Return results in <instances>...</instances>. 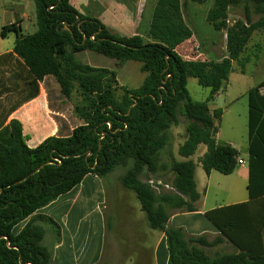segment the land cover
I'll list each match as a JSON object with an SVG mask.
<instances>
[{
    "label": "trees",
    "instance_id": "trees-1",
    "mask_svg": "<svg viewBox=\"0 0 264 264\" xmlns=\"http://www.w3.org/2000/svg\"><path fill=\"white\" fill-rule=\"evenodd\" d=\"M33 2L36 31L23 35L16 19L1 28L0 37L16 34L13 52L33 83L51 79L63 99L73 92L79 95L74 113L81 123L70 127L59 122L57 136L35 147L27 146L17 121L0 129V264H49L43 226L33 218L21 229L18 226L85 176L105 178L117 167L125 168L119 183L135 195L148 228L164 234L167 264H264V97L258 94L264 81L249 90L248 201L204 213L237 252L211 257L205 249L217 247L222 238L209 242L168 226L170 211H196L200 195L196 163L190 158L199 146L206 149L199 159L206 176L212 171L227 176L238 168L239 152L216 142L222 111L211 112L208 103L224 90L233 63L243 65L242 54L252 34L264 29V0H213L206 22L215 32L225 33L227 53L224 57L221 51L217 60L196 55L186 59L178 53L195 36L187 23V0H156L147 39L111 32L99 19L79 13L70 0ZM240 6L243 19L228 25L230 8ZM252 14L257 21H252ZM83 51L120 64L138 62L144 80L136 89L120 87L116 72L76 60ZM188 78L210 90L205 102L191 99ZM178 112L187 120L186 138L177 151L183 160L172 159L167 167L174 193L157 195L143 180L160 170L158 156L168 143V130L178 123Z\"/></svg>",
    "mask_w": 264,
    "mask_h": 264
},
{
    "label": "crops",
    "instance_id": "crops-1",
    "mask_svg": "<svg viewBox=\"0 0 264 264\" xmlns=\"http://www.w3.org/2000/svg\"><path fill=\"white\" fill-rule=\"evenodd\" d=\"M155 2L156 0H70V4L79 13L99 19L111 32L125 37L139 35L145 39ZM210 2L213 4V0ZM208 6H191V13L196 18V28L201 33L204 31L197 17L203 15ZM3 7L0 30L16 19L21 22L25 19L23 15L18 17L19 6ZM20 26L22 28V23ZM15 39L14 33L7 34L5 38L0 37V129L7 127L13 120L17 121L22 127L27 146L35 147L48 137L57 136L59 122L65 121L70 127L75 125L59 109L58 103L63 98L56 83L51 79L33 83L29 70L13 52ZM221 56L226 55L221 52ZM216 142L221 144L217 140ZM205 151L206 149L199 157ZM241 160L244 165L232 174L248 182L247 158ZM210 176L211 173L208 178ZM128 193L131 191L120 184L111 186L103 178L87 175L70 192L23 221L18 229L31 218L43 226L45 234L42 244L51 252L49 264H167L164 234L148 228L140 207L130 198L125 199L126 194L131 195ZM247 201L248 197L245 201L207 211ZM195 209V212L170 211L168 226L181 228L188 236H203L209 242L222 238V243L212 249L226 245L232 247V253H236L237 249L204 217L207 211L198 209L196 205ZM123 220L127 221L126 229L122 228ZM139 225L144 233L138 239Z\"/></svg>",
    "mask_w": 264,
    "mask_h": 264
},
{
    "label": "rangeland",
    "instance_id": "rangeland-1",
    "mask_svg": "<svg viewBox=\"0 0 264 264\" xmlns=\"http://www.w3.org/2000/svg\"><path fill=\"white\" fill-rule=\"evenodd\" d=\"M210 1L212 0H204L202 3H197L192 0H187V23L195 32V36L192 42H187L178 48V53L186 59L196 55L195 57L200 59L216 60L221 51L224 52V55H227L225 50V33L213 31L212 27L206 22V13L212 6V2ZM209 3L210 6H208ZM141 4H143V1H141ZM193 4L196 5V7L202 5L208 6L205 13L197 17V21L202 25L204 33H201L196 28L194 22L196 18L191 13V6ZM3 6H19L18 17L22 15L25 16V19L21 22L24 35L33 34L36 31L35 6L33 0H0V16L4 8ZM141 8L142 7H140V10ZM243 15L244 10L242 6L230 8L228 13V25H232L237 20H242ZM251 18L252 21L255 22L258 16L252 14ZM210 39H214L218 44H221L212 45L210 41H208ZM200 40L204 41L200 42ZM75 58L81 63L94 67L108 68L116 72L118 86L127 89L138 88L145 77V74L140 70V64L138 62L129 61L120 64L115 60L105 58L90 51L77 53ZM242 60L243 65L236 62L233 63L232 73L229 76L224 90L218 93V97L215 96L214 99L208 103L211 112L214 109H220L222 111L220 120L216 121L218 127L216 140L221 143H231V146L239 152V159L247 158V118L248 109L250 107L249 90L264 81V29L257 30L252 34L242 54ZM186 88L193 101L205 102L209 96L210 90L199 86L193 78H188ZM121 93L122 91L119 89L117 91V96ZM79 103L80 97L76 92H73L69 99H63L62 102L58 103L59 109L62 110L63 114L73 125L81 123L74 113V107ZM186 125L187 120L181 112H178V123L168 130V143L166 147L160 151L158 156L160 170L155 174H148L145 177L146 179L143 180L146 183L151 179L163 183L158 190H154L157 195L174 193V190L171 188L173 175L169 172L167 167L172 159H181L177 151L186 138ZM203 150H205V146H199L196 153L190 158L196 163L195 180L200 195L199 201L195 204L197 208L207 211L214 207L247 200L246 179L237 178L234 174L225 176L216 171L211 172L210 178L205 175L200 164H198L200 159L199 155ZM238 169H240V166H238ZM124 172L125 168L117 167L111 174L103 178V180L106 181V184L111 186L119 185V179ZM128 194L131 195L126 194L125 199L129 200L130 198L139 208L140 204L135 195L132 192ZM201 222L203 224L206 223V221ZM122 228H127V221H122ZM137 230L139 234L136 235L139 239L144 232L141 226L137 228ZM132 240L134 241V239ZM205 252L207 255L213 257L218 254L232 253L233 249L225 245L217 249H205Z\"/></svg>",
    "mask_w": 264,
    "mask_h": 264
},
{
    "label": "built area",
    "instance_id": "built-area-1",
    "mask_svg": "<svg viewBox=\"0 0 264 264\" xmlns=\"http://www.w3.org/2000/svg\"><path fill=\"white\" fill-rule=\"evenodd\" d=\"M258 94L261 96V97H264V85H262L259 89H258ZM237 163L239 166L241 165H244V162L241 160V159H237ZM149 188L151 190H158L160 186L163 185V183L161 181H155L153 179L149 180L147 183H146ZM172 188V187H171ZM173 190V188H172ZM155 192V191H154ZM156 193V192H155Z\"/></svg>",
    "mask_w": 264,
    "mask_h": 264
}]
</instances>
